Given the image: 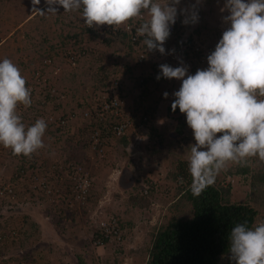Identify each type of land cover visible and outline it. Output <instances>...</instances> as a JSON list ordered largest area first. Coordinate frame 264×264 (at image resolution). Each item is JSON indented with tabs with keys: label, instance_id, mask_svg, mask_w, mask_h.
I'll use <instances>...</instances> for the list:
<instances>
[{
	"label": "clouds",
	"instance_id": "obj_1",
	"mask_svg": "<svg viewBox=\"0 0 264 264\" xmlns=\"http://www.w3.org/2000/svg\"><path fill=\"white\" fill-rule=\"evenodd\" d=\"M31 2L33 13L40 16L57 15L56 5L62 6L64 12L80 11L89 28L119 26L146 14L148 19L136 27V35L143 37L141 43L147 52L161 55L175 52L173 49L166 53L164 45L178 15L183 17V25H196L202 5V0L184 7L181 0H45L48 7L42 10L37 7L41 0ZM221 11L228 13L223 16L228 27L207 56L208 66L193 74L183 60L177 67L164 63L159 65L156 77L158 81H181L179 90L173 93L171 108H178L186 116L183 121L179 116V123L187 124L193 132L195 143L188 147V169L194 196L212 186L228 162L243 163L250 156L255 158L252 164L264 160V99H258L264 97V0H225ZM88 43L84 35L75 46L89 51ZM118 44L123 54L127 52L123 43ZM163 96L167 99L168 93ZM31 104L32 89L26 87L21 70L4 58L0 61V145L10 148L13 155L29 157L45 147L46 121L37 119L27 126L17 114L18 105ZM119 176L120 172L115 180ZM145 189H141L143 196L151 192L150 188L144 194ZM228 253L232 264H264V219L252 226L244 221L232 227ZM117 258L122 264L123 258Z\"/></svg>",
	"mask_w": 264,
	"mask_h": 264
},
{
	"label": "rangeland",
	"instance_id": "obj_2",
	"mask_svg": "<svg viewBox=\"0 0 264 264\" xmlns=\"http://www.w3.org/2000/svg\"><path fill=\"white\" fill-rule=\"evenodd\" d=\"M44 1L45 0H41L40 4H42ZM194 2L195 0H190L189 4ZM224 2L225 0H202V5L199 8V23H197L196 25H188L185 27V30L187 31H189L190 29L192 33H195V31L197 32L198 36H193V39H199L200 36H204V38L208 41V50L206 52L207 56L215 49V46L221 38L223 31L228 27V25L223 23V16L227 15L228 13L221 11V9L224 7ZM31 4L29 3V1L24 0H0V61H2L4 58L12 60L16 65H18L23 77L29 75V71L31 69L30 67H37L40 63H42L43 59L49 56V53L45 52L41 57L33 58L34 56H38V54L35 53V55H32V51H42L44 49L42 48V46H40L41 42L46 40V42L51 45H58L61 39H63L67 35H73L74 33H77L79 31V28L82 27L79 16H67L65 14L61 15L60 11L57 12V15L49 14L47 16H40L36 14L35 17L28 20L30 17L27 15L33 10V5ZM68 22H70V25H67ZM217 31H219L220 33L219 38L217 36ZM72 43H74V40L69 41L67 44L69 45ZM88 45L89 50H91L92 52L90 51V55L88 56V58H86L82 63H80L77 68H71L60 58V56H57L58 54H56L55 51H59V49H62V47H57L54 50L55 56L53 58V63L51 64L48 73L45 75V77H48L47 86L51 87V91L44 89V95L42 93L37 92L36 95L32 98V100L34 101L33 105L38 100L43 98V96L50 97V95H56L57 93L62 92L68 94L70 97L72 95V99L64 97L60 100L61 102L68 103L69 99H71L70 104L74 106L77 100L91 102L90 99L93 93V86L97 84V89L95 91L98 94L101 91V87L103 85L102 81L99 79V75L95 73V69L97 67L103 66L106 68L111 66L114 67L115 65L118 66L119 64L124 66V64L126 65L127 63L126 59L130 57L127 52L123 54L122 46H119V44L112 46L111 44H101L100 41H98V43H92L91 41H89ZM185 64L188 66L187 62ZM176 65L179 66L178 63ZM144 72L147 76H152L155 74V70H153V73H150L148 67L142 71V74ZM121 73V82L124 87L127 98L131 97L130 99H132L138 97L137 95H140L137 93L138 91L132 92L130 88L132 87L130 77L134 75L126 74L125 69ZM30 76L32 75H29L28 78H30ZM168 82L169 80L166 79L165 83ZM149 85L154 87V83H152L151 81H149ZM155 90L154 92H152L151 90V93H155ZM163 91L164 90L161 89L160 93H163ZM46 102L48 103L44 105V108L47 113H52L54 115L59 116L64 115L66 112H71L70 107H60L59 104H57L59 102ZM35 105L40 104L37 103ZM145 105L146 101H142L141 107H144ZM137 106L139 109H141L140 105ZM34 110H36V107L34 108ZM35 112L33 113V111L31 110L27 111L25 115L26 118H24L25 122L29 121L31 118H34ZM177 123H179V114L171 116V120H163V127L160 126L158 132H162L163 135H168L170 131L169 128L171 127L169 125H178ZM82 126L83 125L80 124H70L69 129L66 128L67 130L61 131V133H65L62 134L63 139L61 138L55 143L52 138L47 136L44 137L45 147L36 152L40 156V159L37 160L36 163H41L43 161L59 162L62 161L65 156L69 157L70 154L68 152L70 151V147H73L75 145L77 146V144H80L78 143V139L76 137H80L82 133ZM159 141L160 140H158L157 137L151 139V141L148 142L149 148L150 146L153 147V142L159 144ZM161 142L162 139L160 141V144ZM1 146L2 148H0V180L4 181L6 180V178H10L14 175V173L16 172L15 166L18 165L17 162H19V160L17 158V161L13 160L10 153V148H5L3 147V145ZM142 153H144V151ZM118 156L120 157L119 154ZM145 156L150 157V161H155L156 163H160L162 162L161 160H164V158H159L158 160L160 161L154 160L153 158H151L152 156H150V153L145 154ZM250 157L252 159H255L254 156ZM251 158H249V162L253 161L251 160ZM68 160L85 162L89 166V170L91 171L94 178V193L96 191V195L99 196V198L101 199L96 200V207L104 205L105 201L107 200L116 201V204L111 206L113 207V209H110L113 213H117L119 217L120 213L123 211L120 209H124V216H130L132 213L130 219L133 225H137V227H147V230L150 232L152 231V229L153 231H155V229L158 228L160 221H158L157 218L154 217L157 215V213L155 215L154 210L149 208L150 194L146 195L145 197L142 196L140 194V187L138 188V190L140 191L137 193L135 191H122L121 188L118 186L119 182L115 180L117 175H119V171H117L118 169H116L115 165L111 166V164L113 163L111 159L109 160L107 156H105L104 158L93 156L88 152V149L85 148L73 154L72 158ZM119 161H121V158H119ZM255 163L256 164H253L255 168L262 167L264 172V160L259 159ZM111 167L114 170H111ZM126 167L131 171L132 175H134L135 180L140 181V184L138 185L141 186L143 181V178L142 180L140 179L142 176L141 174L145 173V170L149 167L146 164L144 165L140 160L132 161L131 163H128ZM136 168L140 169L141 172L136 170ZM126 176V184H121L122 179L120 181V184L123 187L128 188L131 187L134 179H129V175L127 173ZM170 177H172V175H170ZM158 183V181H152V187L150 190L152 191L151 194L156 192L157 197L158 194L161 193L164 189V187L162 186L158 187ZM171 184L175 187L176 179H171ZM135 186L136 185H134V187ZM177 186L180 187L178 185V182ZM248 188L249 187L244 189V194H240L238 196L239 200H246L247 202H249V196L253 195L252 204L256 206L261 215H264V182H258L256 184L257 191L255 193H253V191L251 190L249 192ZM170 196L171 194H167L165 197L168 200ZM173 203L174 200L170 205H172ZM12 205L14 207H17L18 211L15 213L8 212V214H5L4 219H6L7 217H12V220H10V226L15 227L17 230L19 229V239L17 241H12V243L6 245L3 250H0V261L1 259H6L8 260L6 264H50L51 262L49 263L45 260V258L48 256L49 251L51 252V256H53L55 260H63L66 263L68 259L67 256L71 257V254L69 252L66 253L63 249L62 250L64 253H62V250L57 247L56 241L59 243L61 242V240L55 238L56 229H60V231H65L69 234V237L67 239H64V236L66 234L62 233L63 240L70 241L71 238L75 239L76 237L83 239L85 236H87V234H89L90 227L100 219L98 213H95L94 218H91V216L90 218H88V216L84 215L82 212L79 218L78 216L70 217L67 218V220H69L67 221V223H60L57 222V217L54 216L52 213L44 211L43 209L38 207L35 202L28 201L27 196L26 198H18L17 203ZM181 207L183 208V205H181ZM2 210L4 211L3 208ZM184 210L186 209L183 208V212ZM173 211L174 210H172V212ZM165 213H162L163 221H165L169 216L172 215L171 210H169V206L166 207ZM0 214H2V212ZM23 215H28L27 220L23 218ZM106 216L107 214L104 215V217ZM153 218L156 219L155 222H151L154 220ZM47 223L51 225L49 227L51 229L52 234L54 235L52 239H49L48 234L42 232L43 224ZM78 225L80 227L84 225L82 236L79 235L77 231L73 230ZM1 229L4 230L3 228ZM140 230L141 229H138V231ZM138 231L136 235H139ZM148 231H145L144 233L146 234L140 236V240H137L138 248L140 249V251L137 253L136 259H138L139 257L140 258L139 260L132 258V263L131 259L128 260V257L133 256V254H129L125 250L124 251L126 254L123 250H121L120 254H116L118 253V251L115 249L116 246L114 245H107L106 247H99L91 250L87 243L88 240L86 243L84 242V240H81V245L83 246V249H79L77 251V254L73 252L72 253L76 257L78 255V257L82 258L85 261V264H90L92 261L95 264L94 259L90 261L91 259H89L88 257L90 255L91 257L95 258V261L97 260V264L98 261H102V264H110L112 260H118L117 257L123 258V262L126 258L127 264H143L146 261H144L146 254L145 252L149 247V241L151 238L149 237ZM27 233H30L29 237H26ZM48 240L51 241V243H49V249H47L48 247L44 246L48 243ZM14 243L15 245L13 246L15 248H13V246L11 247V244ZM123 243L124 241L122 242L121 247L124 246ZM72 245L75 246V244Z\"/></svg>",
	"mask_w": 264,
	"mask_h": 264
},
{
	"label": "trees",
	"instance_id": "obj_3",
	"mask_svg": "<svg viewBox=\"0 0 264 264\" xmlns=\"http://www.w3.org/2000/svg\"><path fill=\"white\" fill-rule=\"evenodd\" d=\"M24 1H29V3L31 4V0H24ZM43 4L45 5V1L42 4L38 5L37 7L42 10L47 9L48 7L47 4L45 6H43ZM55 7L58 8V12L60 11L61 15L65 14L67 16H79L82 27L79 28V31L77 33H74L73 35H67L66 37L61 39L58 45H51L48 42H46V40H44L43 42L40 43V46L44 48L42 51L35 50L36 52L35 51L31 52L32 55H35V53L38 54V56H34L33 58L41 57L45 52H48L49 53L48 57L52 59L53 61V58L55 56L54 50L57 47L60 48V47H69V45L71 46L79 45V41H81L84 35L88 37V41H91L92 43H98L97 41L98 38L95 35V33L83 28L85 23H84V20H83V17L80 11L64 12V9L62 6L56 5ZM32 13H33V10L27 16H30ZM35 16L36 14L33 17ZM67 25H70V22H68ZM179 28L177 29V32H176L177 38L173 40L171 43H169V41L167 40L165 45L168 46V49H170V51L175 49V52H174L175 55L178 56V58L182 60L183 58L187 57L190 47H191V43L194 40L193 36H196L197 32L195 31V33H189L188 37H182L181 35L183 33L182 31H184L185 25H181ZM217 36L218 38L220 37L219 31H217ZM73 40H74V43L69 44V45L67 44L69 41H73ZM136 45L140 48L146 49V47L143 44L140 46L138 44ZM129 48L130 49L129 51H127V54L130 56L132 50H131V47ZM204 56L207 59V55H204ZM199 57H201V55H199ZM83 61L84 59L77 61L76 66L79 65ZM159 65L160 64L158 63H152L151 61H147V65H144L142 69H140L139 66H134L132 68L128 67L125 69L126 74L134 75L130 77V81L132 82V87L137 84V79H142L141 86H139L140 96L137 98L138 101H136V105L134 109L129 110L132 112V114L137 108V105H140V103L142 102V99L140 98L143 96L145 97L144 94L149 89L148 88L149 81H151L154 84H159L162 81L166 80L164 78H161L159 81L156 79L157 75L160 74ZM147 67L150 73H153V70H155V74L152 76L145 75V72L142 74V71L145 70V68ZM30 68L31 69L29 71V75H33L36 70H39L40 72L39 81L38 82L35 81L37 83H34L33 85L37 91H32V98L36 95L37 92L42 93L44 95V89L51 91V87L47 86L48 77H45V75L48 73L50 66H45V65H42L41 63L39 67L32 66ZM95 73L99 75V79L102 81L103 85L101 87V91L98 94L95 91L97 89V86H96L97 84L93 86L92 88L93 93L90 99L91 102L77 100L74 106L70 104L72 95L70 97L68 94H65L63 92L57 93L56 95H54V97H45L44 99L41 98L36 103H34V105L32 103L30 107H24L22 105L24 107V110L22 112L23 118H26L25 115L27 111L31 110L33 111V113L37 111L35 112L34 118H31L29 121H26V122L25 120H23V123L27 126H31L39 115H43L46 113V110L44 108V105L48 103L46 101H52V103H54L56 100V102H59L57 104H59L60 107H64V108L70 107L72 116L68 115L66 112L63 115V120L65 122V125L60 124L59 126H56V125L47 126L45 137L47 136V137L52 138L55 143L57 142V140L61 138L63 139L62 134H65V133H61V131L69 129L70 124L71 125H75V124L83 125V124L89 123L92 126L94 125H97L99 127L101 126L104 129L103 133L106 135V137L109 140L108 142L110 141L112 142L113 140L115 141L113 130H112V127L114 125L113 123L109 121H105L99 124L95 123L96 107L97 105H99L100 99L103 93H105L107 89L109 88L110 79L112 78L113 73L106 74V70L103 67H97L95 69ZM29 75L24 77L26 80V87H28L27 79ZM144 88L146 90H144ZM165 92L166 90L163 91V93ZM64 97L71 98V99H69L68 103L61 102L60 100L63 99ZM37 103H39L40 105H35ZM172 103L173 101H171L170 103V106H169L170 110L174 112L176 115L179 114L180 116L181 113L178 108L175 111L172 110L171 108ZM33 106L34 108L36 107V110H34ZM85 111L90 113L89 117L87 118H84ZM143 117H147V121H145ZM118 119L121 120V118H118ZM129 121H130V125L132 124L131 129L133 131V134H135L134 136L136 137L139 136L142 138L141 142L139 143L135 142L133 143V145L138 149L145 148L144 151H147L149 149L148 142L150 141V139L157 137V136H154L155 133H153L152 132L153 130L151 129L152 119H151L150 114L148 113V111H146L145 113H143L141 117H136L133 115L129 119ZM139 127H143V129L140 130ZM83 137H84L83 133H81L80 137H76L78 139V143L80 144L79 145L77 144V146L75 145L73 147H70V151L68 153L70 154L71 157L65 156L64 157L65 160L72 158V155L77 153L78 151H81L87 148V145L84 142ZM125 138L126 137L120 139L122 140L121 142L123 141L125 142V140H123ZM120 140L118 141L120 142ZM127 143H129V141H127ZM152 145L154 147L156 146V143H153ZM87 149L89 151V148ZM151 149L152 151L154 150V148H151ZM10 153L13 159L17 158L19 160V164L16 166V171L19 174H21V171L25 169L27 170L32 169L35 166L36 161L40 159V156L37 153H34L29 157H24L23 155H20V156L13 155L12 150ZM126 153L127 152L118 151L117 154L123 157L127 155ZM248 162H249V158L247 157L245 158V162L243 166H241V168L236 172V174L238 176L240 175L241 177H244L245 180H248L249 181L248 185H249L250 190L253 191V193H255L257 191L256 184L258 182H264V172L263 170H261L262 172L261 171H257V172L251 171L249 169ZM187 167H188L187 163L183 161H179L176 165L175 173L172 172L174 173L172 176L173 177L172 179H176V186L174 187V190L175 191L178 190L176 194V200L174 201L172 205L169 206V210H171L172 215L169 216L165 221H162L161 223H159L158 228L155 229V231H153L152 236H151V242H150L149 247L147 248V254L144 259V261L146 260L144 264H232V261L228 259V256L230 255L228 253V234L230 230L237 223H242L244 221H247L249 226H252L258 220L264 219V215H261L259 210L256 208V206L252 204L253 195L249 196V202L247 201L241 202V203L232 202L231 201V188L223 187L216 183H214L212 186L207 187L199 196H194L190 188V185L192 183V177H191V174L188 172ZM179 178H181L182 181L184 182V186H185L184 188L177 186V182ZM150 182L152 181L150 180V181L144 182L145 185L141 187V189L149 188L148 183ZM118 186L121 188L122 191H125V192L135 191L137 193L140 191L138 190L139 185L134 187V184H132L131 187L126 188V187H123L119 183ZM142 191L143 190H141V192ZM88 202H90V198L88 199ZM181 205H183V208L186 209L184 210V212H183V208L181 207ZM2 208L4 209V211L2 210ZM172 210L174 211L172 212ZM17 211H18L17 207H14L12 204L0 202V213L2 212V214H0V229L3 228L4 230H7L11 227L10 220H12V217L6 216L9 219L7 218L4 219L5 214H8V212L15 213ZM27 217L28 215H23V218L25 220H27ZM110 218H114L116 220V223L122 232V237H124V233H123L124 225L120 221L119 216L111 215L108 217L100 218L98 221L106 220ZM29 236H30V233H27L26 237H29ZM83 240L85 242V239ZM13 245H15V243L11 244V247ZM13 248L15 247L13 246ZM121 250L124 251L126 249L121 247L119 249L120 253H121ZM77 257H76V263L83 264L80 257L78 258ZM88 257L89 259H91L90 261L94 259L95 264H97V260L95 261L94 257H91V255ZM7 261L8 260L6 259H1L0 262L1 264L3 263L6 264ZM91 263H93V261ZM111 263L120 264L121 262H120V259L118 258V260H112Z\"/></svg>",
	"mask_w": 264,
	"mask_h": 264
},
{
	"label": "built area",
	"instance_id": "obj_4",
	"mask_svg": "<svg viewBox=\"0 0 264 264\" xmlns=\"http://www.w3.org/2000/svg\"><path fill=\"white\" fill-rule=\"evenodd\" d=\"M189 2L190 0H181V7L189 5ZM147 19L148 17L145 14L143 17L134 18L119 26L102 25L98 28H89L86 24L83 26V28L94 32L101 44L109 42L113 46L121 42L124 45V51H129V47H131L132 50L127 66L125 64L124 66L119 64L114 67H104L106 74H113L110 79L109 88L103 93L100 103L96 107L95 123L99 124L105 121L113 123L112 130L116 141L126 137L132 141L131 143H139L142 139L139 136H134L135 134H133L131 129L132 124L130 125L129 119L133 114L128 109L127 95L121 82V72L128 67L132 68L134 66H139L140 69H142L144 65H147V61L173 65L181 60L175 54L161 55L159 52H147V49L140 48L136 45H142L141 41L143 37L136 35L135 29L141 22ZM182 20L183 17L178 15L175 25L171 27V34L168 39L169 43L177 38L176 32L177 29L183 25ZM182 32V37H188L189 33H192L190 29L187 31L185 28ZM207 46L208 41L204 36H200L199 39L194 38L187 57L182 59L188 63L190 71H192L193 74H195L197 69L207 67V59L204 56L208 50ZM164 47L166 53L170 52L167 45H164ZM56 52L67 65L72 67L76 66L77 61L89 55V51L86 48L81 50L80 46L62 47V49L60 48L59 51ZM199 55H201V57H199ZM52 63L53 61L49 57H46L42 61V65L45 66H51ZM40 65L41 63L38 66ZM39 78L40 72L36 70L35 73L27 79L28 87H30L32 91H37L33 85L39 81ZM141 83L142 79H137V84L135 86L139 91ZM50 97H54V95H50ZM44 98L43 96L42 99ZM258 99H264V97H258ZM33 102L32 100V103ZM23 110L24 107L18 105L17 114L22 117V121L24 120L22 114ZM67 114L72 116L71 112ZM89 115L90 113L87 111L84 112V118L89 117ZM41 118L46 121L47 126L65 125L63 115L58 116L46 112L37 117V119ZM118 118H121V120ZM180 118L181 121H183L185 115L180 114ZM143 119L147 121V117H143ZM139 129L142 130L143 127H139ZM103 130L101 126H92L89 123L83 124L82 126L84 142L87 148H89L88 152L99 158H104L108 153L109 140L103 133ZM0 148H2L1 145ZM148 184L149 188L152 187V183ZM178 185L181 188L185 187L181 178L178 180ZM93 186L94 178L89 170V166L85 162L68 159H63L59 162H37L30 170L25 169L21 171V174L16 171L10 178H6L4 181L0 180V202L16 204L18 198H26L27 196V199H30L28 201L35 202L38 207L56 216L58 219L57 222L67 223V221H69L67 218L77 217L82 214L83 208L86 206L92 194ZM149 188L144 190V194L148 193ZM18 239L19 229L17 230L15 227H10L7 230L0 229V250H3L6 245ZM84 239L86 242L88 240L87 243L91 250L99 247H106L107 245H114L116 246L115 249L118 251L116 254H120L119 249L124 241L122 232L114 218L95 222L94 225L90 227L89 234H87ZM98 264H102V261H98ZM122 264H126V260H124Z\"/></svg>",
	"mask_w": 264,
	"mask_h": 264
},
{
	"label": "crops",
	"instance_id": "obj_5",
	"mask_svg": "<svg viewBox=\"0 0 264 264\" xmlns=\"http://www.w3.org/2000/svg\"><path fill=\"white\" fill-rule=\"evenodd\" d=\"M46 5V3H45ZM43 4V6H45ZM35 13H32L29 17L32 18L34 16ZM29 18V19H30ZM28 19V20H29ZM175 54V53H173ZM186 62H184L185 64ZM179 64V63H178ZM173 67H177L178 65H171ZM189 74H191L189 72ZM166 81V80H165ZM165 81H162L159 84H154V87L152 86H148V90L147 92H145V97H141L140 99H142V101H146V105L144 107H141V103H140V107L141 109L137 108L135 109V111L133 112V115L136 117H141L143 115V113H145L146 111H148V113L151 116L152 119V127L151 129L153 130L152 132L155 133L154 136H157V139L162 142L160 144H157L155 147H150L147 151H144L145 148L143 149H138L136 148L133 143H131L132 141L129 140V138H125L123 140H125V142H121L122 140L119 141H110L109 142V146H108V159L113 162L111 164V166L115 165L116 169H118L117 171L120 172V176L118 178V182L120 183L121 179H122V175L124 173H128V175L132 176L131 178L134 179L133 180V184L134 185H138L140 184L139 180H135L134 175H132L131 171L126 167V165H128V163H131L132 161H137L140 160L144 165L146 164L149 168L145 170V173H142L141 175V180L143 178L142 184L139 187H143L145 185L144 182L147 181H158V187H164V189L162 190L161 193L158 194V197L156 195V192H154L153 194H151L152 192H150V203H149V208H151L152 210H154V214L157 215L154 216L157 218L158 221H160L159 223H161L162 220V216L165 213L166 207L170 206V204L173 202V200H176V194L178 190H174V185L171 184V179L172 177H170V175L173 176V174L175 173V168L176 165L179 161H183L185 163L188 164V160H189V155H190V149L188 148L189 145H192L195 143L194 141V137H193V132L192 130L188 127L187 124H181L177 123L178 125H169L171 126L169 129V134H165L163 135L162 132H158V129L161 127H163L162 123L163 120L165 119H170L171 120V116H175L174 112H172L169 108L171 101H173L175 99V97L173 96V93L175 91H178L180 86H181V81L172 79L169 80L168 83H165ZM170 86H169V85ZM132 92H137V89L133 87H130ZM156 88V90H155ZM161 89L166 90V92L168 93V98L165 99L163 94L164 93H160ZM144 90H146L144 88ZM154 92V90L156 91L155 93H151ZM138 94H140V92H137ZM138 97L140 95H137ZM138 97L132 98L128 97L127 98V104H128V109L129 110H133L135 105H136V101H138ZM130 99V100H129ZM174 113V114H173ZM173 119V118H172ZM168 126V127H169ZM161 130V129H160ZM72 134V133H71ZM155 138V137H154ZM151 138V139H154ZM150 139V140H151ZM127 141H129V143H127ZM151 148H154V150L152 151ZM118 151L121 152H127L123 157H119L118 156ZM144 151V153H142ZM146 152V153H145ZM150 153V156H152L151 158H153L154 160L160 161L158 160L159 158H164V160H161L162 162L160 163H156L155 161H150V157L145 156V154ZM119 158H121V161H119ZM16 160V159H13ZM17 161V160H16ZM164 161V162H163ZM245 162V160H244ZM243 163H235V162H228L226 168L224 170L221 171V173L218 175L215 183L223 186V187H230L231 188V201L232 202H245L244 200L240 201L238 196L240 194H244V189L249 187L248 180H245L244 177H241L240 175L238 176L236 174V172L241 168V166H243ZM19 164V162H17ZM249 163V169L253 172H257V171H261L262 167H256L251 163ZM16 167V166H15ZM114 167V168H115ZM112 168V167H111ZM188 168V167H187ZM260 169V170H259ZM111 170H114L113 168ZM136 170L140 171V169ZM189 172V169H187ZM263 170V168H262ZM148 171V172H147ZM141 172V171H140ZM174 172V173H172ZM262 172V171H261ZM190 173V172H189ZM233 173V174H232ZM235 173V174H234ZM144 183V184H143ZM248 185V186H247ZM249 192H250V188H248ZM97 192L95 191V193L93 192L91 197H90V202H88L86 204V206L83 208V214L87 215L88 218L95 217V213H98L100 218H103L105 214H107L106 217L111 216V215H117V213H113L111 211V209H113V205L116 204V201L113 200H107L105 201L104 205H100V207H96L95 203L96 200H101L99 198V196L96 195ZM167 194H171L170 198L167 200V198L165 197ZM249 194V193H248ZM152 195V197H151ZM247 195V193H246ZM101 202V201H98ZM111 202V203H110ZM111 208V209H110ZM115 208V206H114ZM123 210L120 213V221L122 222V224L124 225V243H123V248H125L126 252L129 254H133V256L128 257V260L131 259V263H132V258L136 259L137 253L140 251V249L138 248V242L137 240H140L139 238H141L140 236L146 234L144 233L147 230V227H137V225H133L130 219V216H124L125 210L124 209H120ZM163 213V214H162ZM166 214V213H165ZM97 216V215H96ZM118 216V215H117ZM79 218V216H78ZM149 219V218H148ZM154 219V218H153ZM156 219H154L151 222H155ZM135 222V221H134ZM67 225V224H66ZM51 226L49 223L47 224H43L42 227V232L45 234H48L49 239H52V237H54V235L51 232L50 227ZM57 227V225H56ZM83 227V228H82ZM82 227H80L79 225L77 227H75V231H77V233L79 235L82 236L83 230H84V225H82ZM154 228V227H153ZM138 229H141L140 231H138ZM137 231L139 232V235L137 234ZM153 231V229H152ZM149 232V237L152 236L153 232ZM147 232V233H148ZM65 233L66 235L64 236V239H67L69 237V234L65 231H60V229H56L55 232V238L61 240V242H57V247L60 250H64L66 253H70V256H67V261L66 263L68 264H77L76 263V256L73 255V253L77 254V251L79 249H83L82 238H75V239H70V241L67 240H63V234ZM44 234V235H45ZM151 242V238L149 243ZM49 243H51L50 240H48V243L46 245H44L45 247H48L47 249H49ZM86 243V240H85ZM72 244H75V246H73ZM150 245V244H149ZM43 246V247H44ZM82 247V248H81ZM62 250V253H64ZM73 252V253H72ZM147 254V251L145 252ZM145 254V256H146ZM66 255V254H64ZM73 255V256H72ZM78 256V255H77ZM6 258V257H5ZM78 258V257H77ZM140 258V257H139ZM136 259V260H139ZM9 259V258H8ZM82 263L85 264V261L80 258ZM45 260L47 262H51L50 264H66L63 260H55L53 258V256H51V252H48V256L45 258ZM144 264V263H143Z\"/></svg>",
	"mask_w": 264,
	"mask_h": 264
},
{
	"label": "water",
	"instance_id": "obj_6",
	"mask_svg": "<svg viewBox=\"0 0 264 264\" xmlns=\"http://www.w3.org/2000/svg\"><path fill=\"white\" fill-rule=\"evenodd\" d=\"M128 178L131 179V176L129 175ZM126 179H127V176H126V174H125V175H123V177H122V181H121V184H122V185H125V184H126V183H125V180H126Z\"/></svg>",
	"mask_w": 264,
	"mask_h": 264
}]
</instances>
